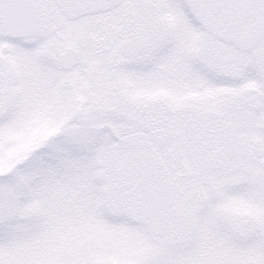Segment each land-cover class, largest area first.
Returning <instances> with one entry per match:
<instances>
[{
	"label": "snow or ice",
	"instance_id": "snow-or-ice-1",
	"mask_svg": "<svg viewBox=\"0 0 264 264\" xmlns=\"http://www.w3.org/2000/svg\"><path fill=\"white\" fill-rule=\"evenodd\" d=\"M0 264H264V0H0Z\"/></svg>",
	"mask_w": 264,
	"mask_h": 264
}]
</instances>
